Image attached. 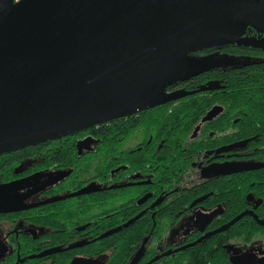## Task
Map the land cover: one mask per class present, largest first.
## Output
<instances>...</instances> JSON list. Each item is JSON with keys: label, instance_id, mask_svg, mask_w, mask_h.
Wrapping results in <instances>:
<instances>
[{"label": "trees", "instance_id": "16d2710c", "mask_svg": "<svg viewBox=\"0 0 264 264\" xmlns=\"http://www.w3.org/2000/svg\"><path fill=\"white\" fill-rule=\"evenodd\" d=\"M218 47L224 54L218 56L220 59L205 57L209 68L163 85L164 93L171 92L169 95L195 90L193 94L158 103L130 118L89 125L1 152L0 184L36 171H68L69 175L61 183L48 188L41 196L70 193L92 182L98 190L21 213L0 214V221L14 224L18 220L38 231H46L45 240L50 243L46 242L47 246L58 240H67L62 244L66 246L77 239L94 238L89 246L68 252L88 253L102 264H129L145 239L141 257L142 261L150 259L155 254L151 247L153 239L173 228L189 211L191 203L204 194L211 193L199 206L223 210L214 220V226L245 210H252L257 219L264 218V168L208 180L195 179L194 163L204 153L245 140L247 144L237 150L240 160L264 163V47L239 42ZM209 49L212 48L190 49L183 61L199 60L201 57L197 56ZM224 58L229 62L220 65ZM184 82L180 90L170 89L178 85L174 83ZM214 106L219 109L216 116L197 128ZM140 128L146 134L144 142L134 149L120 151L124 139ZM88 136L96 143L90 150L80 152L78 142ZM95 162L98 165L90 176ZM135 175L140 178L135 179ZM156 200L159 203L150 207ZM258 200L260 204L254 207ZM118 202L121 203L116 205ZM141 211L143 215L129 226L97 239ZM83 225H87L85 230H79ZM222 236L234 240L264 238V226H259L250 216H243L224 233L216 235ZM10 241L13 250L1 257L0 264H15L12 255L16 243ZM18 242L21 255L38 253L44 248L34 249L42 245L32 235H21ZM206 243L174 257H162L154 264H181L183 260L186 264H225V255L205 249ZM40 260L27 259L17 264ZM68 263L66 259L56 261V264Z\"/></svg>", "mask_w": 264, "mask_h": 264}, {"label": "water", "instance_id": "95a60500", "mask_svg": "<svg viewBox=\"0 0 264 264\" xmlns=\"http://www.w3.org/2000/svg\"><path fill=\"white\" fill-rule=\"evenodd\" d=\"M246 28L264 35V0H0V153L193 94L166 95L163 85L209 68V60L172 62L173 56L183 55L190 47L225 43ZM237 41L264 47V41L257 39L243 37ZM228 62L224 58L220 65ZM247 142L234 143L218 152L241 149ZM262 168L264 163L258 162L225 163L216 166L211 176ZM67 174H48L52 177L48 185ZM35 177L0 184V214L98 189L90 184L67 195L24 204L30 194L16 192ZM205 198L196 199L192 206ZM259 203L256 201L255 207ZM141 215L99 239L127 227ZM245 215L264 225V220H257L252 211H244L225 228L202 239L223 231ZM82 245L77 243L68 249ZM56 252L60 249L29 258ZM141 252L142 247L130 264H138ZM2 253L0 248V259ZM71 264L102 263L78 258Z\"/></svg>", "mask_w": 264, "mask_h": 264}, {"label": "flooded vegetation", "instance_id": "af4514ba", "mask_svg": "<svg viewBox=\"0 0 264 264\" xmlns=\"http://www.w3.org/2000/svg\"><path fill=\"white\" fill-rule=\"evenodd\" d=\"M235 37L236 38H234V35L231 36L230 41H227V42L222 43V44L233 45V44L238 42L237 40L239 38H243V37H248L251 39H259V40L264 41V36L260 35L259 33L255 32L254 30H252L250 28H246L245 30H243L240 33V35H235ZM219 45H221V44L206 45V46L202 47V48L210 47L212 49H209L211 51L206 52V53H202V55H198L197 57H201L200 59L205 58V57H209V58L214 57V59H220V58H218V56H220V54H224V53H220V50H219L220 47H218ZM214 47H216V48H214ZM190 49H191V47L188 48L186 51H190ZM183 57H184V55L182 56L181 54H178V55H174L171 60H172V62H180V61H183V59H184ZM190 58H192V57H190ZM185 59H187V58H185ZM183 85H185V84H178V85L173 86L171 89L173 91L180 90L181 89L180 87H182ZM188 92H195V90L188 91ZM170 93L171 92H168L167 94L169 95ZM139 112H141V111H139ZM139 112L132 114L130 116H125V117L130 118L131 116L138 115ZM218 112H219L218 107L214 106L213 108H211V110L205 114V116L203 117V119L201 120V122L197 126V128L200 127L203 122L208 121L212 117L216 116V114ZM208 115H210V118L206 119ZM125 117H122V118H125ZM139 130L142 131V134H143V138H142L141 142H139L137 145H135L133 147L121 149V147L126 143V141L129 138H131L132 135L136 131H139ZM145 138H146V134H145V131L143 130V128L137 129L131 135H129L126 139H124L121 146L119 147V150L120 151H127V150L134 149L135 147L141 145L144 142ZM148 141H150V140H148ZM81 143H82V145H80L81 147L79 148V146H78V150L80 152L90 150L95 145L96 142L93 139H91L90 136H88V137L82 139L80 142H78V144H81ZM230 145H232V144H230ZM224 147H226V146H224ZM221 148H223V147H221ZM221 148H218L215 151H208V152L204 153L200 157V159L194 163V167L196 169L195 179L197 181L214 179V178L223 176V175L211 176L212 171H216V166H219V165H222L225 163L253 162V161H248V160H240V158H239L240 154L238 153L237 150H241L242 148L241 149L234 148L230 151H227L224 153H219L218 150H220ZM258 163H263V162H258ZM66 172H68V171H66ZM50 173H52L53 175H56L58 173H63V172L48 171V170L47 171H36V172L25 174L22 177H18L16 179L8 181V182L20 180V179H23V178H26L29 176H36L34 179L26 182V184L28 185L26 188H23V189L16 192L18 194H23V193H29L30 194L29 197L23 201L24 204L36 203V202H39V201H42V200H45L48 198H52V197H56V196H63V195H67V194L78 191V190H76V191H73L70 193H61V194H58V195L52 196V197L41 196V194L43 192H45L48 188L61 183L69 175V172H68V174L63 179H61L60 181L55 182L54 184L48 185L49 181L52 179V177L48 176V174H50ZM230 175H232V174H230ZM225 176H229V175H225ZM133 177L135 179L140 178L137 175H135ZM8 182H5V183H8ZM139 182L143 183L146 181L140 180ZM1 184H4V183H1ZM90 184H95V183L92 182ZM90 184H88V185H90ZM87 186H85V187H87ZM97 188H98V186H97ZM90 193H92V192H90ZM210 194L211 193H207V194H204L202 196L206 195V198H207L208 196H210ZM84 195H86V194H84ZM80 196H82V195H80ZM202 196H200V197H202ZM76 197H79V196H76ZM148 197H149V195L144 197L142 199V201L146 200ZM200 197H198V198H200ZM71 198H74V197H71ZM198 198H196V199H198ZM68 199H70V198H68ZM64 200H66V199H64ZM61 201H63V200H61ZM248 201H252V199L248 200ZM57 202H59V201H57ZM202 202H200V203H202ZM158 203H159V201L156 200L150 207H154ZM192 203L190 205L189 211L186 212L185 214H183L179 218L177 224L173 228H170V229L164 231L162 236L153 239V241L151 242V247L155 250V254L152 255L151 258L146 260V261H142V257H141L143 250H144V245L147 242V239L144 240V243L140 246V248L142 247V252L140 254V259H139L138 264H147L153 258L157 257V259L151 263V264H154L155 262L159 261L162 257H165V256L166 257L167 256L174 257L176 254H178L181 251H186L190 248H193V247H195L199 244H203L205 242H207L205 245V249H207V250L212 249L215 252H219L220 254L225 255V257L227 258V262L225 264H264V238L258 237L254 240H234V239H230V238L225 237V236L216 237L217 234L224 233L233 224L231 226H229L228 228L224 229L223 231L218 232L217 234H215L211 237H208L206 239H202V237L204 235L209 234V233L213 232L214 230H217L220 228H225L226 224H228L235 217L233 219L227 221V222L220 223L217 226H214V223H213L214 220L217 218V216L222 214L223 210L220 208H214L212 210H207V209L203 208L202 206H199L200 203H198L194 206H192ZM255 203H256V201L254 202V207H255ZM46 205H48V204H46ZM42 206H44V205H42ZM38 207H40V206H38ZM35 208H37V207H35ZM31 209H34V208H31ZM31 209H28V210H31ZM28 210H22V211L13 212V213H21V212L28 211ZM245 211H252V210H245ZM13 213H5V214H13ZM140 213H142V215H143L144 212L141 211ZM139 214H137V215H139ZM137 215H135V216H137ZM245 216H249V215H245ZM134 217H132V218H134ZM183 217H185V219H184L183 223H181V225L178 227L177 232H175L173 234L174 236H173L172 242L167 243V244H165L159 248V243L162 241L164 235L169 230L174 229ZM152 218H153V215H152ZM256 219H257V216H256ZM257 220H264V218L257 219ZM255 222H256V220H255ZM125 223H123V224H125ZM0 225H2V228L0 229V248L3 249L2 256L7 255L10 250H13V245L11 244L10 240H15L16 249H15L14 255H12L15 257V264H17L18 262L23 263L27 259H33V258H29L30 256H36L40 253H43V252H46V251H49L52 249H56V248L60 249V252L45 255V256L40 258L41 260L39 262H34L32 264H56L57 259L69 260L68 264H71L72 261H74L75 259H78V258L83 259V260H94L93 258L89 257L90 255L88 253L78 254V253L68 252L69 250L79 249V248H82L84 246H89L90 243L95 240L94 238H92V239H88V238L77 239V240H74L73 242L68 243L66 246H62V244L67 240H58V242H54V244L47 246V243L48 244H50V243H49V240H45L46 231H43V232L38 231L35 227H32L29 224H27V223L25 224L24 222L18 221V220L14 224L8 223L7 221H3V222L0 221ZM86 227H87V225H83V226H80L78 229L81 231H84ZM21 235H25V236H31L32 235L33 239L39 238V240L41 242L39 244L42 246H39L38 248H34V249L37 250L40 247H44V248L41 249L40 251H38V253L21 255L20 254V244L18 242V238ZM38 235L41 237H37ZM11 236H12V238H11ZM99 237L97 239H99ZM200 239H202L201 242H197ZM77 243L83 244V245L80 247H77V248L68 249L69 246L77 244ZM183 247H186V248H183ZM232 259H233V261H232ZM130 263H131V261H130ZM181 264H186V261H184V260L181 261Z\"/></svg>", "mask_w": 264, "mask_h": 264}, {"label": "rangeland", "instance_id": "374dc122", "mask_svg": "<svg viewBox=\"0 0 264 264\" xmlns=\"http://www.w3.org/2000/svg\"><path fill=\"white\" fill-rule=\"evenodd\" d=\"M13 1H14V3H16V2H18V1H20V0H13ZM257 40H259V39H257ZM261 41H262V40H261ZM189 53H190V51H186L185 54H184V56L188 55ZM173 82H174V81H173ZM174 84H186V82H184V83H174ZM170 89H171V87H170ZM165 93H168V92H165ZM142 138H143L142 131H140V130H139V131H136V132L132 135V137L129 138V139L126 141V143L121 147V149L129 148V147H133V146L137 145L139 142H141ZM80 145H82V143H81V144H78L79 148L81 147ZM96 165H98V163H96V162L92 165V169L89 171L90 176H92V175L94 174V169H95ZM120 203H121V202H118V203H116V205H118V204H120ZM184 219H185V217H183V218L180 220V222L178 223V225H177L174 229L169 230V231L164 235L162 241L159 243V248H160L161 246L167 244V243L172 242V240H173V236H174L173 234H174L175 232H177L178 227L181 225V223H183Z\"/></svg>", "mask_w": 264, "mask_h": 264}]
</instances>
